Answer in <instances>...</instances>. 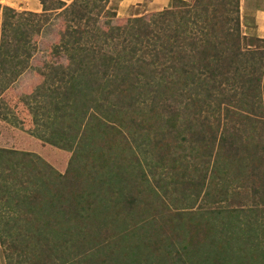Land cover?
<instances>
[{"label": "trees", "instance_id": "16d2710c", "mask_svg": "<svg viewBox=\"0 0 264 264\" xmlns=\"http://www.w3.org/2000/svg\"><path fill=\"white\" fill-rule=\"evenodd\" d=\"M38 1L0 5V93L59 19L66 64L23 103L27 133L70 158L61 174L0 149L8 264H264V39L243 35L240 0L121 24L111 0Z\"/></svg>", "mask_w": 264, "mask_h": 264}, {"label": "rangeland", "instance_id": "374dc122", "mask_svg": "<svg viewBox=\"0 0 264 264\" xmlns=\"http://www.w3.org/2000/svg\"><path fill=\"white\" fill-rule=\"evenodd\" d=\"M49 0L47 1L50 3ZM120 0H111L113 7L117 8L118 2ZM137 11H140L137 10ZM1 12V11H0ZM21 12V11H18ZM154 12V11H153ZM135 13V10L131 9L128 15L118 16L115 20L116 23H124L129 18H132V14ZM1 14V13H0ZM152 12H149L143 15V18H150L154 16ZM62 30V24L58 20H51L46 26L43 27L41 33L37 35L35 39L36 43V52L34 53L28 69L12 84V86L0 93V106H6L12 113H11V121H16L22 125L21 129H25V127H29V130L32 128V121L31 116L28 113V110L23 103V100L28 98L34 89L43 82V72L47 65H65L66 59L63 57H56L52 54V48L57 43L59 38V33ZM24 121V122H22ZM28 147V151L38 155L42 158L45 162H47L51 167H53L57 172L63 174L68 166L70 154L58 150L54 147L49 145L43 144L37 139H31V142L28 143L26 146ZM188 159H191L190 157ZM152 179V178H151ZM164 185L159 184L155 186V189L158 191H162ZM169 191V189H168ZM173 192L172 198L175 197ZM171 197H169L170 199ZM169 199H165L166 202H169ZM242 201V200H241ZM192 204V203H191ZM190 204V205H191ZM171 210L183 208L184 203L180 201L178 204L173 203L170 205ZM238 205L236 204L235 207ZM194 208L198 207V203L193 205ZM148 214L144 215V217H148ZM158 218V217H157ZM7 247L2 246L0 241V264H8L7 254ZM15 256V255H14ZM15 263L14 258L10 260Z\"/></svg>", "mask_w": 264, "mask_h": 264}, {"label": "crops", "instance_id": "0c3cea01", "mask_svg": "<svg viewBox=\"0 0 264 264\" xmlns=\"http://www.w3.org/2000/svg\"><path fill=\"white\" fill-rule=\"evenodd\" d=\"M61 1L69 4L72 0ZM171 1L120 0L116 12L118 16H124L133 9L135 13L132 16H143L149 12L167 8ZM0 5L11 7L17 11L33 13L42 11V6L38 0H0ZM139 9L140 11H137ZM240 24L243 35L264 39V0H240ZM11 113L6 106H0V149L29 152L28 147H26L32 139L27 133L29 127L21 130L10 125L6 118L10 117Z\"/></svg>", "mask_w": 264, "mask_h": 264}]
</instances>
